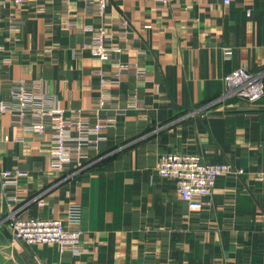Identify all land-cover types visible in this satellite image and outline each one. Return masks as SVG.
Wrapping results in <instances>:
<instances>
[{"label":"crops","instance_id":"0c3cea01","mask_svg":"<svg viewBox=\"0 0 264 264\" xmlns=\"http://www.w3.org/2000/svg\"><path fill=\"white\" fill-rule=\"evenodd\" d=\"M1 1L0 102L9 101L15 81L38 79L51 104L93 121L87 112L99 98L97 73L108 77L113 67L88 49L76 53L90 36L66 23L104 25L118 35L126 21L114 43L122 61L151 79L123 75L109 89L103 113L120 111L115 126L69 175L50 171L46 134H24L0 114V172L27 173L17 188L19 214L64 221L77 205L79 225L67 228L80 231L86 251L73 256L13 241L0 189V264H264V96L189 115L222 93L233 70L264 68V0H171L164 7L108 0L102 16L78 0ZM165 154H194L231 172L215 181L200 212H189L175 182L155 174Z\"/></svg>","mask_w":264,"mask_h":264},{"label":"built area","instance_id":"2783aa9c","mask_svg":"<svg viewBox=\"0 0 264 264\" xmlns=\"http://www.w3.org/2000/svg\"><path fill=\"white\" fill-rule=\"evenodd\" d=\"M71 0H63L67 5ZM86 9H94L102 16L108 5V0H78ZM147 2L167 6L171 0H145ZM227 6L231 0H219ZM250 2L252 0H244ZM24 0H13V6L22 4ZM0 2V8L4 7ZM20 23L12 21L10 28H19ZM119 36L127 29V22L120 23ZM67 30L78 34H89V42L83 43L76 53L89 50L90 57L101 62H108L113 71L106 77L103 72L97 73L99 78V98L88 110L89 117L82 111H67L50 103L44 92L41 80H17L13 83L9 101L0 102V114H9L11 124L21 129L24 134L33 136H48L49 168L55 174H71L89 162L91 150L96 151L98 143L104 141L106 130L113 128L115 116H106L103 111L110 100V88L117 86L123 75H131L142 81H150L149 75L136 64L122 61L123 49L114 43L118 36L104 25L97 27L85 26L80 29L69 23ZM1 49V47H0ZM231 50L222 49V57L228 60ZM5 62L8 59H4ZM224 90L213 100L199 108L202 112L215 106L241 101L254 103L264 96V68L250 71L236 69L224 77ZM134 103V102H133ZM135 104V103H134ZM131 104V105H134ZM130 105V106H131ZM197 108V109H199ZM196 110V109H195ZM194 112V113H193ZM4 140H7L4 137ZM229 164H205L194 154H165L158 158L155 165L156 176L173 180L177 187L180 200L186 204L189 212H200L206 205L212 193L215 181L230 173ZM27 173L20 170H3L0 172V189L9 212L11 236L15 242L26 246L55 245L61 252H69L73 256L86 253L81 241V233L76 227L80 222V208L71 204L66 210L65 220L24 218L19 214L23 200L18 194V185L25 179Z\"/></svg>","mask_w":264,"mask_h":264},{"label":"rangeland","instance_id":"374dc122","mask_svg":"<svg viewBox=\"0 0 264 264\" xmlns=\"http://www.w3.org/2000/svg\"><path fill=\"white\" fill-rule=\"evenodd\" d=\"M215 107H216V106H215ZM215 107L210 108V109H207V110H212V109H214ZM204 111H206V110H204ZM112 154H113V153H112ZM112 154H111V155H112ZM110 157H112V156H110ZM110 157H109V158H110Z\"/></svg>","mask_w":264,"mask_h":264},{"label":"water","instance_id":"95a60500","mask_svg":"<svg viewBox=\"0 0 264 264\" xmlns=\"http://www.w3.org/2000/svg\"><path fill=\"white\" fill-rule=\"evenodd\" d=\"M201 109H202V108L196 109V110H194V112H197V111H199V110H201ZM194 112H193V113H194Z\"/></svg>","mask_w":264,"mask_h":264}]
</instances>
